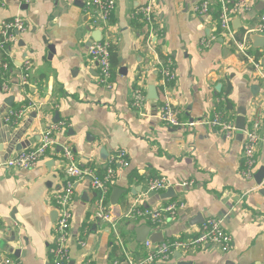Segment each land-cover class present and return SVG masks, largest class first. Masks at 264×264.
I'll return each instance as SVG.
<instances>
[{
	"label": "crops",
	"instance_id": "1",
	"mask_svg": "<svg viewBox=\"0 0 264 264\" xmlns=\"http://www.w3.org/2000/svg\"><path fill=\"white\" fill-rule=\"evenodd\" d=\"M88 1L0 0V24L16 16L28 24L10 47L9 70L0 72V162L37 146L42 132L53 124L60 126L53 139L71 148L79 167L101 173L114 152H126L128 166L115 167L107 196L114 228L93 220L96 192L90 182L75 185L67 264H124L123 250L142 259L148 251L142 243L145 237L192 240L209 218L220 219L232 237L229 251L197 246L153 264H264V178L255 181L264 167L263 84L232 46L210 40L217 33L214 18H198L192 11L201 0H155L153 11L162 33L152 39L156 55L145 45V27L131 19L143 0H114L109 29L103 32L116 53L112 88L107 90L97 85V69L88 54L98 32L89 29ZM248 2L250 9L231 26L237 38H246L264 69L263 37L245 34L264 15V0ZM166 58L175 66L176 79L168 89L183 122L210 118L216 110L228 112L235 125L240 119L248 125L258 116L260 142L252 180L240 175L243 143L238 132L224 139L205 126L173 129L155 118L163 94L157 59ZM25 61L31 64L26 86L21 83ZM138 86L146 97L140 111L130 105ZM8 97L11 107L4 104ZM19 110L24 112L17 122H4ZM60 159L56 150L30 170L0 167V254L14 264H52L49 252L57 221L53 198L64 185ZM158 177H165L170 187L148 192V180ZM184 181L194 184L178 187ZM175 201L185 208L159 226L126 217L132 206L156 210ZM144 226L150 227L148 233Z\"/></svg>",
	"mask_w": 264,
	"mask_h": 264
},
{
	"label": "built area",
	"instance_id": "2",
	"mask_svg": "<svg viewBox=\"0 0 264 264\" xmlns=\"http://www.w3.org/2000/svg\"><path fill=\"white\" fill-rule=\"evenodd\" d=\"M155 0H143V3L131 14V19L136 23L145 27L147 36L145 45L152 54L156 55L154 43L162 36L161 31L157 28V20L153 11ZM19 4H28L29 0H18ZM115 9L114 0H89L85 4V13L89 19V29L91 31H99L102 36L99 40H92L89 46L88 54L92 63L97 69V85L109 90L112 88V67L110 61V50L112 42L103 35L109 27L110 17ZM250 9L248 0H201V2L193 7V13L198 18L210 20L212 17L216 22V34L210 40L225 42L232 46L236 53L240 56L242 62L251 68L253 78L260 81L264 86V69L259 60H256L250 52V47L246 45V38L239 39L235 35V31L231 26L233 19L237 18L242 12ZM214 15V11L216 12ZM28 29L26 20L21 16H16L11 20L3 21L0 24V52L2 59L0 60V72L6 74L9 70V52L10 47L17 40V37L25 33ZM246 35L257 34L264 37V15H261L253 29L247 31ZM206 42H203V46ZM159 67V75L162 85V101L159 106L155 118L167 127L173 129L194 128L196 126H205L209 129L217 130L224 139H231L238 132L235 122L230 119L228 112L216 110L212 116L207 119L189 120L183 122L181 120V111L173 103L169 93V85L176 79L175 66L171 58L164 60L157 59ZM31 74V64L29 61L23 63V73L21 78L22 85L29 84ZM7 83L4 81L2 89L7 90ZM146 97L141 86L134 88L130 105L140 111L144 108ZM220 102V101H219ZM23 110L11 112L4 118L5 123L11 120L17 122L23 115ZM248 125L242 130L243 143V164L240 175L245 180H252L256 170V151L260 142L259 128L260 122L258 116H254ZM60 130L58 124L50 125L42 132L40 141L37 146L24 149L17 152L13 157L0 162V167L17 170H30L34 168L41 160L57 150L60 154V163L62 173L64 175V185L62 191L54 196V203L57 208V221L54 227V242L50 248L52 264H67L69 260V240L72 222V205L74 187L80 181L88 180L91 188L96 192L94 209L92 218L95 221L108 223L111 227H115V220L112 212L108 209L107 196L109 192V184L115 175V167H127L128 161L126 152L119 150L114 152L107 160L104 171L97 172L95 168L79 167L73 159V152L70 147L57 145L53 139V134ZM194 182L184 181L178 183L180 188H188L193 186ZM170 187L169 181L165 177L151 178L147 182L148 192H163ZM185 208V204L179 201L171 202L168 205L156 209H140L133 207L126 216L130 220L159 226L163 221L170 220L175 217L176 213ZM79 246H83V240L77 241ZM233 244L232 237L227 234L223 227L222 221L218 218L207 219L197 233V236L188 241H167L161 243H153L150 240L144 242L147 248V255L142 259H134L132 255L125 250L124 264H153L155 261H166L174 252L189 250L193 247H217L221 252H227ZM121 247V246H120ZM123 249V248H122ZM0 264H14L7 256L0 254ZM89 264V262H84Z\"/></svg>",
	"mask_w": 264,
	"mask_h": 264
},
{
	"label": "water",
	"instance_id": "3",
	"mask_svg": "<svg viewBox=\"0 0 264 264\" xmlns=\"http://www.w3.org/2000/svg\"><path fill=\"white\" fill-rule=\"evenodd\" d=\"M258 36V35H257ZM97 37V38H96ZM96 37H92V40H99L100 39V37H101V34H100V32L98 31L97 32V35H96ZM262 37V36H261ZM263 39H264V37H263ZM219 41V43H222V40L221 39H219L218 40ZM11 101H12V97H8V98H6L5 100H4V104L7 106V107H11ZM244 125H245V122H244V119L242 120V119H240V123H238L237 125H236V128L238 129V134L241 136V138H242V132H240V131H242V130H244ZM264 178V167H262V168H260L259 169V171L257 172V174L255 175V181H256V183H260L261 182V180ZM117 197L118 196H115V198L117 199ZM117 202V200L114 202V204ZM145 227V229H146V231H147V233L150 231V227H148V226H144ZM146 239H147V237H145L144 238V240L142 241V243H144L145 241H146ZM149 240L151 241V242H153V243H161V242H163V240H161V241H159V240H156V239H154L152 236L149 238Z\"/></svg>",
	"mask_w": 264,
	"mask_h": 264
},
{
	"label": "trees",
	"instance_id": "4",
	"mask_svg": "<svg viewBox=\"0 0 264 264\" xmlns=\"http://www.w3.org/2000/svg\"><path fill=\"white\" fill-rule=\"evenodd\" d=\"M218 10H216L217 13ZM110 61H111V67L114 69L115 65H116V53L115 51L111 48L110 50ZM231 106L228 102H225V109L226 110H230ZM115 250H113L114 253Z\"/></svg>",
	"mask_w": 264,
	"mask_h": 264
}]
</instances>
